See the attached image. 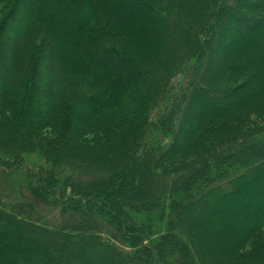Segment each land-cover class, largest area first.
Masks as SVG:
<instances>
[{
    "label": "trees",
    "instance_id": "1",
    "mask_svg": "<svg viewBox=\"0 0 264 264\" xmlns=\"http://www.w3.org/2000/svg\"><path fill=\"white\" fill-rule=\"evenodd\" d=\"M2 4L0 264H264V0Z\"/></svg>",
    "mask_w": 264,
    "mask_h": 264
},
{
    "label": "rangeland",
    "instance_id": "2",
    "mask_svg": "<svg viewBox=\"0 0 264 264\" xmlns=\"http://www.w3.org/2000/svg\"><path fill=\"white\" fill-rule=\"evenodd\" d=\"M253 1H256V0H253ZM258 1H260V0H258ZM10 4H11V2H10ZM4 5H7V4L0 5V10H1V8L5 7ZM9 5L6 7L5 10H7L9 8ZM16 19H17V16L16 17L14 16L13 21H15ZM13 24L14 23H11V26H13ZM262 32L263 31H261L259 33H262ZM36 50H37V48H36ZM223 51H224L223 49L220 51L221 54L223 53ZM33 159H36V158L34 157ZM105 173H106L105 175H107V170L105 171ZM6 177H7V179H9L10 182H12V185H14L15 183L18 182L19 185L21 184L20 186H25L24 181H25L26 175L23 173L20 174V173L14 172L12 174H7L5 176V178ZM0 178H2L1 175H0ZM2 180H4V178ZM0 183H1V179H0ZM2 187H3V190H5L7 186L2 185L0 188L1 190H2ZM1 190H0V194H2L3 195L2 197H4L5 194H7V191H1ZM129 202H133L136 204H132V205L128 206ZM157 203L158 202H156L154 199L142 198L140 195L135 196V198H133V199H132L131 195H128V196H126V200L123 201V204H124L126 210L129 211V213L132 215L135 222H138V220L140 221L141 219H143V216L141 214L142 212H151L152 210H156L157 209ZM154 212H156V211H154ZM74 218H75V220H77V217H74ZM156 220H157L156 216H153V218L151 219V222H152V224H154V226L156 225L155 224L157 222ZM169 223L166 224V227H168V229H171L175 232L179 231V229L177 228V224L175 222H172V224H170V225H169ZM28 231L29 230H25L24 235H27L29 233ZM181 234H182L181 236L184 235L183 232ZM175 250H176L175 247H170L169 249L166 250V256H171V254H173Z\"/></svg>",
    "mask_w": 264,
    "mask_h": 264
}]
</instances>
